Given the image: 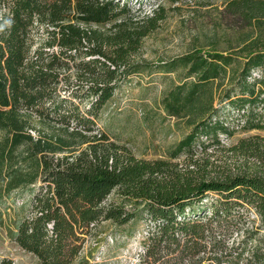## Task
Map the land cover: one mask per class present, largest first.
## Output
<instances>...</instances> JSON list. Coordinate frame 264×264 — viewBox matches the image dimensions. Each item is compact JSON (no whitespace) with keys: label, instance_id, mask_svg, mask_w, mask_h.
Here are the masks:
<instances>
[{"label":"trees","instance_id":"16d2710c","mask_svg":"<svg viewBox=\"0 0 264 264\" xmlns=\"http://www.w3.org/2000/svg\"><path fill=\"white\" fill-rule=\"evenodd\" d=\"M126 1L0 0V128L5 127L6 111L9 118L23 113L79 136L106 139L95 119L120 82L138 73L126 67L129 49L122 47L135 44L129 36L134 32L125 33L122 24H114L112 35L92 41L61 23L74 18L86 26L104 24L128 14ZM157 8L148 19L150 27L138 36L154 28ZM225 10L264 15V0H228ZM40 26L49 41L31 49L29 39ZM103 47H113L110 55ZM230 65L236 71L218 108L207 109L175 144L173 157H190L196 144L226 138L233 125L264 130V45L240 59L208 53L163 66L166 72L185 68L183 81L164 96V108L172 116L180 114ZM112 156L92 151L71 161L39 160V185L10 232L11 240L39 264H73L99 223L124 226L138 216L146 230L136 264H231L227 242L236 229L232 215L252 209L264 218L263 177L235 175L215 181L175 174L157 181L147 164L132 157L121 163ZM115 190L117 202L109 199Z\"/></svg>","mask_w":264,"mask_h":264},{"label":"rangeland","instance_id":"374dc122","mask_svg":"<svg viewBox=\"0 0 264 264\" xmlns=\"http://www.w3.org/2000/svg\"><path fill=\"white\" fill-rule=\"evenodd\" d=\"M126 2L128 14L104 24L86 26L74 18L61 23V26H73L80 36H89L92 41L112 35L117 29L111 28L114 24H122L125 33L134 32L129 36L135 44L129 47L124 43L122 47L129 49L125 51L126 67L137 68L138 73L129 74L120 82L95 119L106 139L79 136L23 113L9 118L4 110L5 127L0 128V261L39 264L32 254L21 250L9 234L19 217L27 212L30 196L39 185L42 158L64 162V158L71 161L80 155L90 156L92 151L97 155L109 152L121 163L124 158L132 157L136 162L147 164L154 172L152 178L157 181L175 174L193 180L215 181L235 175L264 178L263 129L249 130L233 125L226 138L216 143L204 140L203 145L196 144L190 157L172 155L175 144L204 117L207 109L218 108L236 67L228 66L224 75L212 80L189 107L175 116L164 108L162 100L170 89L183 81L185 68L177 67L170 72L161 69L185 56L219 53L237 59L244 57L264 45V15L253 11L243 15L229 13L225 10L228 0ZM156 6L160 10L155 9L158 11L154 28L138 36L137 32L150 27L148 19ZM3 12L0 9V14ZM38 29L29 39L31 49L49 41L42 26ZM103 48L108 55L113 50V47ZM122 70L120 66L118 74ZM68 73L73 79L72 70ZM110 162L108 160V164ZM116 191L109 199L117 202ZM209 198L217 196L209 194ZM238 214L240 216L232 215L236 229L227 242L232 248L228 260L231 264H264V218H259L252 209H239ZM145 230L138 216L124 226L110 221L99 223L87 236L73 264H136L138 244Z\"/></svg>","mask_w":264,"mask_h":264}]
</instances>
